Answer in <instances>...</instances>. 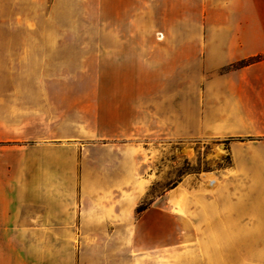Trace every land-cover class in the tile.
<instances>
[{"label":"crops","instance_id":"crops-1","mask_svg":"<svg viewBox=\"0 0 264 264\" xmlns=\"http://www.w3.org/2000/svg\"><path fill=\"white\" fill-rule=\"evenodd\" d=\"M105 1L118 15L121 1L140 0ZM147 1L179 38L101 41L100 87L77 104L61 103L54 0H0V264H60V240L118 239L139 204L141 144L150 160L161 132L240 139L217 194L227 215L238 190L264 216V0Z\"/></svg>","mask_w":264,"mask_h":264},{"label":"rangeland","instance_id":"rangeland-1","mask_svg":"<svg viewBox=\"0 0 264 264\" xmlns=\"http://www.w3.org/2000/svg\"><path fill=\"white\" fill-rule=\"evenodd\" d=\"M133 4L138 8L132 12ZM54 6L60 27L61 103L76 99L78 104V99L89 98L79 96L82 91L100 87L101 41L179 38L178 33L163 31V16L148 15L147 0L121 1L118 15L111 1H105L103 10L101 0H54ZM188 29L189 39H194V23L189 22ZM124 60L131 63L130 57ZM188 63L193 77L197 60L191 54ZM126 75L123 84L131 86ZM194 82L189 78L190 84ZM68 89L76 95H64ZM125 136L126 152L131 147L130 128ZM159 136L150 160L141 144L139 204L119 238L60 240V264H264V216L254 207L246 210L244 193L238 190L232 197L236 208L227 215L217 194L225 175L236 167L231 144L240 139L189 135L170 141L163 132ZM210 174L217 180L214 185L205 179ZM139 207L146 209L138 213ZM90 248L98 253L84 256L94 251ZM112 250L117 254L108 253Z\"/></svg>","mask_w":264,"mask_h":264},{"label":"trees","instance_id":"trees-1","mask_svg":"<svg viewBox=\"0 0 264 264\" xmlns=\"http://www.w3.org/2000/svg\"><path fill=\"white\" fill-rule=\"evenodd\" d=\"M260 59V57L258 58H253V59H249V60H246V61H242L240 63H237V64H233L231 67H229L230 69H236V68H240V67H243V66H247L251 63H254L256 61H258ZM146 208H143V207H139L138 208V213L144 211Z\"/></svg>","mask_w":264,"mask_h":264},{"label":"bare ground","instance_id":"bare-ground-1","mask_svg":"<svg viewBox=\"0 0 264 264\" xmlns=\"http://www.w3.org/2000/svg\"><path fill=\"white\" fill-rule=\"evenodd\" d=\"M205 179H207L210 184H215L217 182V180L211 174L210 175H206Z\"/></svg>","mask_w":264,"mask_h":264}]
</instances>
